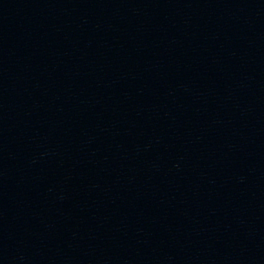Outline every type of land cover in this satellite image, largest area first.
Segmentation results:
<instances>
[{"label":"water","instance_id":"95a60500","mask_svg":"<svg viewBox=\"0 0 264 264\" xmlns=\"http://www.w3.org/2000/svg\"><path fill=\"white\" fill-rule=\"evenodd\" d=\"M0 264H264V0H0Z\"/></svg>","mask_w":264,"mask_h":264}]
</instances>
